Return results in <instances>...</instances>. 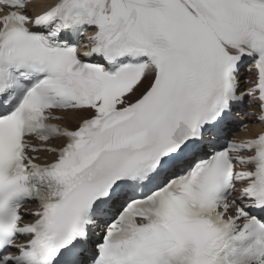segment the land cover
I'll return each mask as SVG.
<instances>
[{"label":"snow or ice","instance_id":"obj_1","mask_svg":"<svg viewBox=\"0 0 264 264\" xmlns=\"http://www.w3.org/2000/svg\"><path fill=\"white\" fill-rule=\"evenodd\" d=\"M0 264H264V0H0Z\"/></svg>","mask_w":264,"mask_h":264},{"label":"bare ground","instance_id":"obj_2","mask_svg":"<svg viewBox=\"0 0 264 264\" xmlns=\"http://www.w3.org/2000/svg\"><path fill=\"white\" fill-rule=\"evenodd\" d=\"M256 131H259V128H258V127H253V126L250 127L249 132H256ZM249 132H248V133H249ZM247 135H248V134H247Z\"/></svg>","mask_w":264,"mask_h":264}]
</instances>
